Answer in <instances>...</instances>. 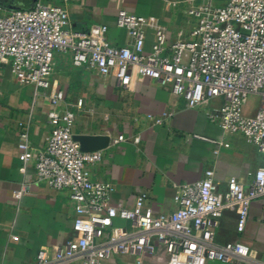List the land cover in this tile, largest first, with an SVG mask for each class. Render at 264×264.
Segmentation results:
<instances>
[{
    "label": "built area",
    "instance_id": "obj_1",
    "mask_svg": "<svg viewBox=\"0 0 264 264\" xmlns=\"http://www.w3.org/2000/svg\"><path fill=\"white\" fill-rule=\"evenodd\" d=\"M189 1L187 15L195 27L188 39L174 42H168L166 29L156 18L119 10L115 26L128 33L124 47L107 44L106 26H95L89 34L71 30L63 6L36 3L27 11L0 14V65L9 64L20 83L48 90L53 53H70L73 67L92 70L122 89H128L135 77H147L182 98L187 108L219 98L221 105L207 114L208 120L225 134L242 135L264 155V0H227L220 7L212 0ZM147 30L153 36L149 50H145ZM251 96L259 100L253 115L245 113ZM64 97L54 88L47 95L51 131L43 148L31 146L26 126H20L18 133L23 164L33 163L39 184L66 191L74 212L75 238L51 251L41 248L34 264H102L116 256H152L159 249L166 254V264L247 261L244 245L218 244L214 232L223 213L233 209L236 231L243 232L251 203L264 197V165L247 184L229 178L223 193L216 190L213 171L207 170L203 179L175 190L176 209L170 214L155 215L146 208L145 193L135 197L128 209L113 200L111 183L91 180L86 166L99 163L102 150L81 151L73 139L75 115L62 108ZM82 106V100L74 105ZM169 116L147 118L159 126ZM121 141L119 136L111 142ZM29 191L28 184H20L12 197L18 200ZM115 219L128 222L129 228L114 226Z\"/></svg>",
    "mask_w": 264,
    "mask_h": 264
},
{
    "label": "crops",
    "instance_id": "obj_2",
    "mask_svg": "<svg viewBox=\"0 0 264 264\" xmlns=\"http://www.w3.org/2000/svg\"><path fill=\"white\" fill-rule=\"evenodd\" d=\"M226 1L212 0V4L220 7ZM36 3L65 7L73 31L89 34L95 26H106L105 41L110 47H124L128 41L127 31L115 26L119 10L156 18L166 29L168 42L188 39L195 27V20L187 15L189 0H0V14L27 11ZM152 41L147 30L145 50ZM53 61L50 85L64 93L62 108L75 115L74 135L110 138L102 160L86 166L91 180L111 183L113 200L128 209L135 197L145 193L146 208L155 215L170 214L176 209L175 190L203 179L207 170L213 171L216 190L223 193L229 178L247 184L264 165V155L242 135L225 134L208 120L207 114L220 107L219 98L187 108L182 98L147 77H135L128 89H122L92 70L73 67L70 53L54 52ZM50 89L22 84L9 64L0 65V264H34L41 248L51 251L76 236L67 192L36 182L33 163L24 165L17 149L20 126L27 127L35 150L45 146L51 131L47 123ZM77 100L83 101L81 109L74 107ZM163 113L170 116L159 126L147 118ZM245 113L254 114L249 108ZM119 136L123 141L112 144ZM23 183L30 186L29 193L13 199L12 192ZM236 220V210L223 213L215 242L244 245L248 259L241 264H264V197L251 203L242 233L236 231ZM114 226L128 229L129 223L115 219ZM102 264H166V254L159 249L152 256H116Z\"/></svg>",
    "mask_w": 264,
    "mask_h": 264
},
{
    "label": "water",
    "instance_id": "obj_3",
    "mask_svg": "<svg viewBox=\"0 0 264 264\" xmlns=\"http://www.w3.org/2000/svg\"><path fill=\"white\" fill-rule=\"evenodd\" d=\"M73 139L83 152L104 150L110 142V138L104 135H73Z\"/></svg>",
    "mask_w": 264,
    "mask_h": 264
},
{
    "label": "rangeland",
    "instance_id": "obj_4",
    "mask_svg": "<svg viewBox=\"0 0 264 264\" xmlns=\"http://www.w3.org/2000/svg\"><path fill=\"white\" fill-rule=\"evenodd\" d=\"M223 0H215L216 3H220ZM224 3V2H223ZM258 97L257 96H251L248 99V103L246 105V109L249 108V110H252L253 112L256 110V107L258 105Z\"/></svg>",
    "mask_w": 264,
    "mask_h": 264
}]
</instances>
